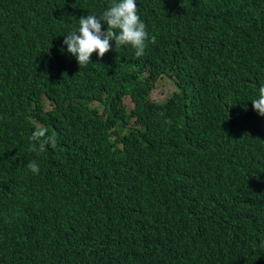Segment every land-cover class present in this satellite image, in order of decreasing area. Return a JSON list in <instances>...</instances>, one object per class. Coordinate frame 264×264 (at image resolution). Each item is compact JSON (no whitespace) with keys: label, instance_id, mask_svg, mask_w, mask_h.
I'll list each match as a JSON object with an SVG mask.
<instances>
[{"label":"trees","instance_id":"trees-1","mask_svg":"<svg viewBox=\"0 0 264 264\" xmlns=\"http://www.w3.org/2000/svg\"><path fill=\"white\" fill-rule=\"evenodd\" d=\"M109 2L0 0V264H264V0H136L156 42L79 67Z\"/></svg>","mask_w":264,"mask_h":264},{"label":"clouds","instance_id":"clouds-1","mask_svg":"<svg viewBox=\"0 0 264 264\" xmlns=\"http://www.w3.org/2000/svg\"><path fill=\"white\" fill-rule=\"evenodd\" d=\"M78 29L67 35H63V45H66L67 53L75 57L79 67L90 64V57L95 52L98 59L113 49L130 46L134 49L137 58L145 54L148 43L154 44L156 37H149L146 24L138 15L136 0H110L106 9L99 15L87 14L78 20ZM106 29L102 30V26ZM253 110L264 117V83L257 92L256 98L251 100ZM30 140L33 142L30 152L42 153L49 147L57 146V136L49 134L44 126H37L32 132ZM33 174H39V165L35 161H29L25 166ZM264 249V240L258 245Z\"/></svg>","mask_w":264,"mask_h":264},{"label":"rangeland","instance_id":"rangeland-1","mask_svg":"<svg viewBox=\"0 0 264 264\" xmlns=\"http://www.w3.org/2000/svg\"><path fill=\"white\" fill-rule=\"evenodd\" d=\"M175 90L176 88L173 82L168 77L163 76L156 81L151 97L153 100L160 101L161 103V101H165ZM123 104L126 106L128 112L134 108L130 97H124ZM94 106H98V104L95 103Z\"/></svg>","mask_w":264,"mask_h":264},{"label":"water","instance_id":"water-1","mask_svg":"<svg viewBox=\"0 0 264 264\" xmlns=\"http://www.w3.org/2000/svg\"><path fill=\"white\" fill-rule=\"evenodd\" d=\"M104 114V108H103V111H102V115Z\"/></svg>","mask_w":264,"mask_h":264}]
</instances>
